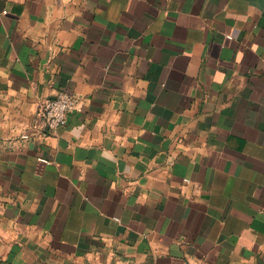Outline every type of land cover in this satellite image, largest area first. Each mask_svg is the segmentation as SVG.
Masks as SVG:
<instances>
[{"label":"crops","instance_id":"0c3cea01","mask_svg":"<svg viewBox=\"0 0 264 264\" xmlns=\"http://www.w3.org/2000/svg\"><path fill=\"white\" fill-rule=\"evenodd\" d=\"M0 264H264V0H0Z\"/></svg>","mask_w":264,"mask_h":264},{"label":"built area","instance_id":"2783aa9c","mask_svg":"<svg viewBox=\"0 0 264 264\" xmlns=\"http://www.w3.org/2000/svg\"><path fill=\"white\" fill-rule=\"evenodd\" d=\"M81 110V100L65 92L59 93L54 98L41 100L35 110L37 126L44 132H52L65 125L67 116ZM26 139L27 136H22Z\"/></svg>","mask_w":264,"mask_h":264}]
</instances>
